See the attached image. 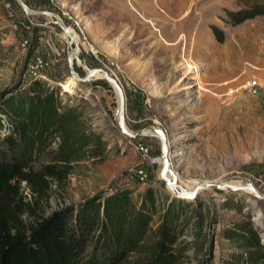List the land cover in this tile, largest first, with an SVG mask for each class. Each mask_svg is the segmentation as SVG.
<instances>
[{
  "label": "rangeland",
  "instance_id": "obj_1",
  "mask_svg": "<svg viewBox=\"0 0 264 264\" xmlns=\"http://www.w3.org/2000/svg\"><path fill=\"white\" fill-rule=\"evenodd\" d=\"M20 1L31 9L58 14L71 30L76 26L61 14L60 4L66 12L72 4L91 11H100L108 1L120 7L125 1L127 10L129 3L136 4L135 0ZM258 3L263 6L262 15L239 24L229 20V13ZM167 4H188V16L175 24L170 17L167 24L160 18L132 23L128 15L106 17L108 39L86 40L97 52L96 58L80 49L78 59L87 68L104 64L121 84L127 96L124 124L130 132L146 125L163 131L171 170L185 189L201 182L248 183L264 196V98L250 96L243 88L250 79L264 80V0H167ZM65 42L50 18L24 14L12 0H0V94L13 96L21 91L32 80L28 67L38 57L44 64L39 79L58 87L63 101L82 99L93 125L108 141L104 161L73 165L71 174L57 185L50 179L46 199L37 204L36 213L49 217L98 194L106 196L126 187L141 192L150 184L171 197L159 180L158 167L147 168L144 183L134 173L139 162L135 142L158 155V138L127 140L120 135L113 124L116 97L112 88L103 80L75 83L68 75ZM100 43L104 54L97 49ZM75 72L84 75L79 66ZM41 147L35 148L36 164L46 163ZM185 203L200 206L204 221L202 237L192 240L194 244L201 241V248L186 252L180 264H220L230 245L218 233L229 221L244 218L242 214L249 216L264 244V200L249 191L203 190L193 202Z\"/></svg>",
  "mask_w": 264,
  "mask_h": 264
},
{
  "label": "trees",
  "instance_id": "obj_2",
  "mask_svg": "<svg viewBox=\"0 0 264 264\" xmlns=\"http://www.w3.org/2000/svg\"><path fill=\"white\" fill-rule=\"evenodd\" d=\"M262 14L258 3L228 18L239 24ZM59 92L34 78L13 96L0 94V264H180L200 249L201 241L192 242L202 237L200 206L151 184L98 194L49 217L36 213L50 179L57 185L73 165L96 164L109 153L82 99L63 101ZM40 146L45 164L34 162ZM242 217L218 233L230 245L220 264H264L258 229Z\"/></svg>",
  "mask_w": 264,
  "mask_h": 264
},
{
  "label": "water",
  "instance_id": "obj_3",
  "mask_svg": "<svg viewBox=\"0 0 264 264\" xmlns=\"http://www.w3.org/2000/svg\"><path fill=\"white\" fill-rule=\"evenodd\" d=\"M20 10L27 15H40L50 18L53 24L61 31L68 42L67 50L65 52L66 65L68 69V75L77 84H83L90 82L94 74H98L99 78L106 82L113 91L116 97V111L113 118V124L117 128L120 135H122L127 140H134L145 136H156L159 140V161L158 176L159 180L163 182L171 198L182 200L187 203L193 202L196 196L203 190H215V191H234L243 192L247 190L253 194L254 198L264 200V196H259L253 185L244 184L243 186H236L231 183H216V182H201L195 184L191 189L185 190L178 182L174 173L171 170V165L169 162V151L167 148L166 137L161 129L153 125H146L130 132L124 124V116L126 114V103L127 96L121 86V84L113 77H111L107 71L101 68H87L81 60L78 59L77 55L80 52V44L75 39L73 32L68 30V27L64 24L61 17L49 11L34 10L23 4L20 0H12ZM71 55H74L71 58ZM82 67L84 70V75L79 77L75 72V67ZM111 91V92H112Z\"/></svg>",
  "mask_w": 264,
  "mask_h": 264
},
{
  "label": "crops",
  "instance_id": "obj_4",
  "mask_svg": "<svg viewBox=\"0 0 264 264\" xmlns=\"http://www.w3.org/2000/svg\"><path fill=\"white\" fill-rule=\"evenodd\" d=\"M135 2L136 4L129 3L128 4L129 10H127V6H126L127 2L125 1L120 3V4H126L124 6L122 5L121 7L113 4V2L108 1V4H103L100 11H96V10L91 11L88 8L84 10L83 8L80 7L79 4H72L69 5L67 12L63 11L62 7H64V4H60L61 5L60 12L62 15H65L67 19H69L72 23H76L77 25H80V27L78 28L80 29L82 35L85 37L86 40L91 42H95V41L103 42L104 40L108 39V37L107 38L105 37V35L108 34V29L104 27L106 17L110 20V18L114 19L115 17L120 18L121 16L128 15L129 16L128 19H134L132 23H135V19L138 20L139 18L145 20L149 19L150 21L153 22L159 20L158 18H160V21L161 22L164 21V24L168 23L167 18L170 17L171 23L175 24L177 22H180L181 19L184 20L188 16V9H186V6L188 4L186 5L183 4L185 6H179L177 4H167V0H162L161 2L162 4H159V0H147V1L135 0ZM111 4H113V6H111ZM157 8L162 11L161 14L158 13ZM123 12L126 13L122 14ZM180 17L182 18L179 19ZM61 19L64 22V19L63 18ZM101 44L102 43L97 45L98 47L97 49L99 52H101V54H104L106 53L104 52L105 50H103L105 49V46L104 44L103 45ZM80 49H82L85 53H87L84 44H80ZM80 68L82 71H84L82 67ZM99 68L101 69L104 68L103 70L107 71L104 64L103 65L101 64ZM95 80L102 81L101 79L93 78L88 84L94 82Z\"/></svg>",
  "mask_w": 264,
  "mask_h": 264
},
{
  "label": "built area",
  "instance_id": "obj_5",
  "mask_svg": "<svg viewBox=\"0 0 264 264\" xmlns=\"http://www.w3.org/2000/svg\"><path fill=\"white\" fill-rule=\"evenodd\" d=\"M73 24L76 26L75 28L76 31L74 29L72 30L77 34L79 38V44H84L86 52L92 57L96 58L97 52L86 41L80 29L77 27V24L76 23ZM43 68H44V64L42 63V61L38 57H35L33 59V65L28 67L29 76L32 79L41 77L40 75L37 74H39ZM243 88L244 91L250 96H257L264 98V80L259 81L257 79H250L244 84ZM134 148L139 154V162L134 169V173L138 182L144 183L148 179L147 168L157 167L160 164L159 157L158 155H152L150 148L139 142H135Z\"/></svg>",
  "mask_w": 264,
  "mask_h": 264
},
{
  "label": "bare ground",
  "instance_id": "obj_6",
  "mask_svg": "<svg viewBox=\"0 0 264 264\" xmlns=\"http://www.w3.org/2000/svg\"><path fill=\"white\" fill-rule=\"evenodd\" d=\"M68 30L74 33L76 41L79 42V39L77 38L75 32H74L73 30H71L69 27H68ZM181 38L183 39V36H181ZM73 56H74V55H71V58H72ZM70 78H71V77H70ZM92 78L100 79L98 74H94ZM71 79H72V78H71ZM179 184H180V183H179ZM180 185H181V184H180ZM233 185H234V184H233ZM181 186L185 189V187H184L183 185H181ZM191 188H192V186L189 187V189H191ZM189 189H185V190H189ZM244 193H245V192H244ZM250 193H251V192H250Z\"/></svg>",
  "mask_w": 264,
  "mask_h": 264
}]
</instances>
